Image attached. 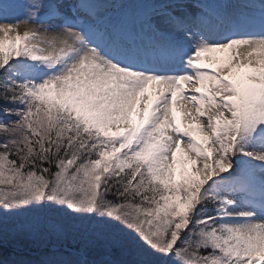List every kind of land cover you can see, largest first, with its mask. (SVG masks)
Returning <instances> with one entry per match:
<instances>
[{
	"label": "snow or ice",
	"instance_id": "1",
	"mask_svg": "<svg viewBox=\"0 0 264 264\" xmlns=\"http://www.w3.org/2000/svg\"><path fill=\"white\" fill-rule=\"evenodd\" d=\"M0 264H264V0H0Z\"/></svg>",
	"mask_w": 264,
	"mask_h": 264
},
{
	"label": "rangeland",
	"instance_id": "2",
	"mask_svg": "<svg viewBox=\"0 0 264 264\" xmlns=\"http://www.w3.org/2000/svg\"><path fill=\"white\" fill-rule=\"evenodd\" d=\"M177 117V116H176ZM182 119V117H181ZM183 119L180 121L177 117V122L178 123H182ZM61 225L62 226H72L74 229H78V230H83L87 227H89V222L88 221H83V222H80V221H69V220H62L61 222ZM13 244L17 245L19 248H23V249H27L29 250V252L31 251H37L38 248L40 247L39 246V235L37 237V239L34 241V240H29V239H24V238H17L15 240L12 241ZM129 260L133 258V256H128Z\"/></svg>",
	"mask_w": 264,
	"mask_h": 264
},
{
	"label": "trees",
	"instance_id": "3",
	"mask_svg": "<svg viewBox=\"0 0 264 264\" xmlns=\"http://www.w3.org/2000/svg\"><path fill=\"white\" fill-rule=\"evenodd\" d=\"M22 246V245H21ZM21 246H19V247H21ZM10 249L9 248H6L5 249V251L7 252V251H9ZM35 251V250H34ZM24 254L26 255V256H28L29 258H31V259H39L40 258V256H41V254H42V249L38 252V253H36V254H29V253H25L24 252ZM123 259H126V260H129V258H128V256H126V257H122Z\"/></svg>",
	"mask_w": 264,
	"mask_h": 264
},
{
	"label": "bare ground",
	"instance_id": "4",
	"mask_svg": "<svg viewBox=\"0 0 264 264\" xmlns=\"http://www.w3.org/2000/svg\"><path fill=\"white\" fill-rule=\"evenodd\" d=\"M175 115L178 117V119H179L180 121L183 119V118L181 119L182 116H181V113H180L179 111H177V112L175 113Z\"/></svg>",
	"mask_w": 264,
	"mask_h": 264
},
{
	"label": "water",
	"instance_id": "5",
	"mask_svg": "<svg viewBox=\"0 0 264 264\" xmlns=\"http://www.w3.org/2000/svg\"><path fill=\"white\" fill-rule=\"evenodd\" d=\"M39 249H41V247H39Z\"/></svg>",
	"mask_w": 264,
	"mask_h": 264
}]
</instances>
